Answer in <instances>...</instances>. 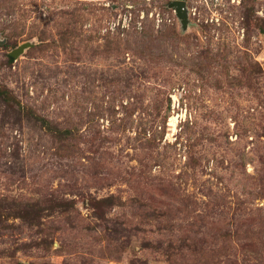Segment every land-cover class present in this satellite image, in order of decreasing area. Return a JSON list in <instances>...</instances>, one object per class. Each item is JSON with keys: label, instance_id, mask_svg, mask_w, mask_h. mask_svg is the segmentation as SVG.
I'll return each mask as SVG.
<instances>
[{"label": "rangeland", "instance_id": "obj_1", "mask_svg": "<svg viewBox=\"0 0 264 264\" xmlns=\"http://www.w3.org/2000/svg\"><path fill=\"white\" fill-rule=\"evenodd\" d=\"M0 264H264V0H0Z\"/></svg>", "mask_w": 264, "mask_h": 264}, {"label": "built area", "instance_id": "obj_2", "mask_svg": "<svg viewBox=\"0 0 264 264\" xmlns=\"http://www.w3.org/2000/svg\"><path fill=\"white\" fill-rule=\"evenodd\" d=\"M178 99V98H177ZM177 99H175L174 100V106L176 105V102H178L179 101V99L177 100ZM175 109V108H174ZM181 118V115L179 114V113H177L175 116H173L171 119H170V121H169V123H168V127H170V128H172L173 130L174 129H176L177 128V126H178V120Z\"/></svg>", "mask_w": 264, "mask_h": 264}, {"label": "water", "instance_id": "obj_3", "mask_svg": "<svg viewBox=\"0 0 264 264\" xmlns=\"http://www.w3.org/2000/svg\"><path fill=\"white\" fill-rule=\"evenodd\" d=\"M176 5V8H177V12H178V15L180 16V17H183L184 16V2H182V1H179V2H176L175 3Z\"/></svg>", "mask_w": 264, "mask_h": 264}]
</instances>
